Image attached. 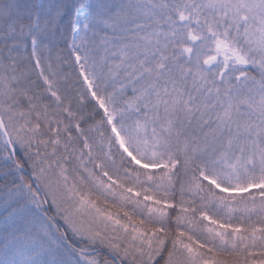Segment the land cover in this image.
I'll list each match as a JSON object with an SVG mask.
<instances>
[{
	"label": "snow or ice",
	"instance_id": "6c2138e0",
	"mask_svg": "<svg viewBox=\"0 0 264 264\" xmlns=\"http://www.w3.org/2000/svg\"><path fill=\"white\" fill-rule=\"evenodd\" d=\"M0 264H264V0H0Z\"/></svg>",
	"mask_w": 264,
	"mask_h": 264
}]
</instances>
